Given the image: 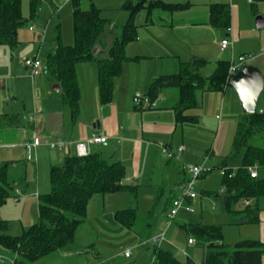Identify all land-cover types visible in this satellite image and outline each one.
<instances>
[{"label": "crops", "instance_id": "obj_1", "mask_svg": "<svg viewBox=\"0 0 264 264\" xmlns=\"http://www.w3.org/2000/svg\"><path fill=\"white\" fill-rule=\"evenodd\" d=\"M50 1L55 6L54 0ZM144 1L145 7L155 1L182 4L186 5L189 11L193 10L194 13L191 15L192 19L179 21V18L175 20V15L178 13L176 11L180 9L167 11L156 8L150 14L145 8L140 11L139 14L142 12L145 18L144 22L138 25L136 43H139L140 50L137 51L135 57L140 59L136 61L144 60L151 63L154 59L163 60V58L171 57L167 63L175 61V64L172 66H123L122 75L115 80L113 101L110 104L102 105L100 102L98 66H87V63L76 67L81 94L80 111L76 121L72 120L71 111L63 101L61 87L60 91L56 90L55 86H60V84L53 75L43 72L41 77L35 78V80L30 77V71L26 66L24 67L25 75H12L11 73L2 75L3 77L0 78V164L13 163L11 173L17 180L16 184L28 179L30 184L27 187L32 189V183H35L34 188L38 190L41 186L39 184L41 183V170L46 173V170L48 172L53 166L62 165L66 157L77 156L75 143L85 142L95 134L104 135L108 140L106 144H92L90 146L91 154H101L111 163L120 162L126 172L125 184L129 182V184L133 183V187H138L140 182L145 179L153 181L160 177V181L167 182L168 186L158 187L157 193L161 194L174 189V198L177 197L176 195L188 179L184 168L186 164L180 162L182 158L195 162L190 165H203L204 167L209 165L218 173H221L223 167L232 169V158L242 152L241 150L237 153L235 143L233 145L230 143L234 116L230 109L225 116L227 99L230 104L235 105L238 101L236 100L237 92L233 87L228 85L223 92L204 91L199 93V108L188 111L189 115L198 117L196 122L183 124L177 122L174 112V107L180 100V92L177 88L163 89L158 98L152 101L153 105L151 106L139 108L134 104L137 93L147 92L145 96H149L151 85L163 76L177 74L181 63L192 62L195 59L209 62L205 57H202L204 56L201 55L202 53H197L195 47L193 52L195 55L186 61L187 57L183 50L188 46L193 47L194 43L198 44L196 38L201 33L197 29L206 26L214 27L210 23L211 5L226 3L221 0ZM120 2H124V0H120ZM250 4H252V0H250ZM226 5L229 6L230 11L231 7L233 10L231 11L232 24V13L234 17L238 5L235 0H231V3ZM73 11H71V15ZM234 23L235 19L233 18ZM184 24L189 25L184 26ZM120 28H118L119 31ZM179 29L186 32L180 34L178 33ZM118 36L117 30L115 33L113 29L104 32L95 47L97 59L108 57L110 47ZM234 37V31L229 28L226 38H230L233 46ZM56 49L57 44L54 48L47 47V57ZM198 50L199 52L202 50L201 45L198 46ZM38 54H41V49ZM128 57L135 58L130 55ZM219 61L221 59L215 61L214 69L211 71L215 70ZM220 105V111L227 118L226 120L221 119V116L218 115L217 109ZM260 111L264 114L263 109ZM8 116H19V118H8ZM33 116L35 119H32ZM217 118L220 120L216 123ZM192 135L194 136L191 137ZM206 135H212L210 143L200 147L196 140H204ZM35 136H39L43 143L28 152L24 144L32 142ZM57 141L68 143V149L60 151L49 146L50 142ZM161 145L173 152L172 159H161L160 154L163 155ZM181 147H184V150L179 151ZM244 154L245 151L240 165L235 166H242ZM30 161L35 166L34 176L26 173L27 164L31 163ZM213 169L207 170L203 176ZM259 174L264 176V169H260ZM45 182L44 179L43 183ZM221 184L223 187V177ZM218 192L223 193V189ZM212 193L214 192L206 191L203 195L211 199ZM159 194L156 198H159ZM254 203V200L247 201V204L245 201L242 202L244 207ZM260 208V221L258 224H253L255 227V237L253 238L264 243V200L261 201ZM193 246L195 247V245ZM262 263L264 264V255Z\"/></svg>", "mask_w": 264, "mask_h": 264}, {"label": "trees", "instance_id": "obj_2", "mask_svg": "<svg viewBox=\"0 0 264 264\" xmlns=\"http://www.w3.org/2000/svg\"><path fill=\"white\" fill-rule=\"evenodd\" d=\"M74 1L75 44L63 45L59 33L56 38L57 49L48 55L43 72L56 78L61 87L63 101L71 111L72 120L76 121L81 97L76 75L77 65L85 62L97 63L100 102L102 105L110 104L113 101L115 80L122 75L124 62L140 59H130L125 54L126 45L137 39L138 26L135 18L140 11L144 8L149 14L156 8L174 11L185 5L155 1L145 7L144 0L136 4L128 1L124 9L129 11L130 19L120 28L121 34L115 38L108 57L97 59L95 47L110 22L103 18L99 8L93 6L89 10H83L79 7V1ZM263 1L252 0V5L257 6ZM40 2L41 0H30L31 17L37 16ZM25 21L22 15V0H0V45H17L18 29ZM210 23L216 28L229 29V6L211 5ZM206 65L207 62L201 59L181 63L177 74L163 76L155 81L147 97L152 102L163 89H179L180 100L174 107L177 122H196L198 117L189 115L188 111L199 108L198 92H223L229 85L230 62L219 61L209 76L201 73ZM8 118L17 119L19 116ZM263 129L264 114L258 108L255 113L244 115L235 141L237 153L245 149L243 164L236 172L226 169V175H223V193L211 194L218 212L232 214L236 225L258 224L260 221V204L264 200V176L259 174L253 178L248 168L258 165L260 169H264V148L249 144L251 138L260 134ZM12 164H0V251L10 256L12 264H33L44 256L74 243L76 231L86 218L88 202L92 197L123 190H129L132 194L137 191V186L124 183L126 172L120 162L111 163L97 153L84 157L68 156L62 165L51 168V193L39 196V224L32 226L21 236L13 237L7 233V221L1 217V208L11 198L17 183L11 173ZM224 168L226 167L222 169ZM250 200L255 203L245 206L242 210L236 209L238 202ZM115 218L127 229L135 231L138 224L137 209L118 211ZM149 227L152 228V225L147 224L139 233L141 238L145 239ZM183 228L190 236L189 239L196 241L195 247L204 250L202 262L197 263L191 257L181 261L174 252L155 246L150 264H263L264 243L260 240H244L229 246L223 242V228L220 225L196 223L185 224Z\"/></svg>", "mask_w": 264, "mask_h": 264}, {"label": "rangeland", "instance_id": "obj_3", "mask_svg": "<svg viewBox=\"0 0 264 264\" xmlns=\"http://www.w3.org/2000/svg\"><path fill=\"white\" fill-rule=\"evenodd\" d=\"M78 1L81 9L89 10L93 6L99 8L102 11L103 18H106L110 22L105 31L113 29L115 33L117 30L119 36L120 31L118 28L126 25L130 19L129 12L124 10V5L128 2L127 0H124V2H120V0ZM221 1L226 4L231 3V0ZM54 2L55 6L52 5L50 0H41L37 16L31 17L30 0H22V15L26 21L18 29L17 45H0V78L3 77V74L9 73L12 75H25L24 67L26 66V59H34L39 56L45 63L44 65H46V54L48 53L46 49L47 47L54 48L56 46L55 39L59 33L63 45L73 46L75 44L74 11L71 15V11L74 10L75 1L54 0ZM235 3L238 5V8H236L237 13H235L234 17L232 13V24L230 27L235 33L234 46L226 51L220 49V42L226 38L228 29H217L209 26L201 27L197 29L201 33L196 38L198 44L194 43L193 47L188 46V48L183 50L184 55L187 57L185 60L187 61L195 55L193 52L197 48V53H202L201 55H204L202 57H205L209 61L207 66L201 70V73L204 76H209L213 72L211 69H214L213 64L215 61L221 59L232 62L233 58L238 60L241 55H250L253 57L250 65L257 67L264 79V26L258 28L256 25V18L258 16L264 19V1L257 4V6L250 4V0H235ZM185 8L186 5L176 11L178 13L175 15V20H178V18L179 21L192 19L191 15L194 11H189V9ZM231 11H233L232 7ZM144 16L142 12L137 15L135 18L137 26L144 22ZM233 18L235 19L234 24ZM206 19H208V16H206ZM186 25L189 24H184V26ZM181 32L186 31L179 29L178 33L181 34ZM200 45L202 46V50L199 52L198 46ZM40 49L41 54H38ZM139 50V43H136V40L131 41L125 47V54L127 57L129 55L135 57ZM170 58H163L164 61L162 59H154L151 63H147L144 60H126L123 66H172V64H175V61L167 63ZM85 63H87V66H98L96 62ZM77 66H80V64ZM209 70L211 72H208ZM40 77L41 74L36 79ZM139 93L144 97L147 94V92ZM199 93L201 94V92ZM236 96V100H238L236 101V105L230 104L228 99L225 103V116L228 113V109L234 115L232 134L230 136V143L232 145L236 141L235 138L238 136L240 124L243 122L245 115L238 94ZM134 104L136 105L135 101ZM258 109L264 110V89L258 100ZM220 110L221 105L217 109L218 115L221 116V119L224 118L226 120L227 118ZM229 119L231 120L232 118L230 117ZM219 120L217 118L216 123ZM212 135H206L204 140L197 139L198 145L200 147L208 145ZM196 137L199 138L197 135ZM249 144L264 148V129L260 134L253 136ZM181 148L184 150V147ZM244 151L242 149L239 155L232 158L231 167L233 172H236L240 168V166L235 165H240ZM181 155L185 156L184 154ZM160 156L161 159L167 160L164 154H160ZM180 162L186 165L195 163L186 158H182ZM32 163L27 164L26 173L34 176L33 169L35 166ZM177 167L180 168L179 165ZM205 169L210 170L213 168L208 165ZM220 175V172L218 173L217 170L213 169L201 177L195 188L199 198L191 202L194 211L189 212L183 208L173 221H169V211L166 207L170 208L172 206L175 199V190L171 189V191L165 193H157L160 187L168 186L167 182L160 181V177L155 178L153 181L145 179L140 182L135 194H132L129 190H123L106 195H96L88 202L87 215L84 222L79 225L76 231L75 242L67 245L62 250L44 256L33 264H150L152 260L151 253L155 246L174 252L181 261H186L188 257H191L195 262L201 263L204 258V250L188 243L190 236L183 228L185 224L203 223L206 225H220L223 228V242L229 246H234L245 239L254 240L255 227L253 224L236 225L232 214H221L216 209L213 200L210 197H204L203 193L206 191H222L221 182L223 175ZM44 179L46 180L45 183H43ZM29 184L28 179L25 182L16 184L11 198L1 208V217L8 224L7 233L13 237H19L32 226L39 224V196L50 194L52 191L51 170L48 172L46 170V173L41 170V183H39L41 186L38 190L34 188L35 183H32V189L28 188ZM127 185L133 186V183L129 184L127 182ZM17 190H19L18 193ZM157 194H159V198H156ZM242 202L237 203V210L244 208ZM153 203L155 204L153 205ZM127 209H137L138 224L135 231L127 229L115 218L118 211ZM147 224H151L152 228L149 227L145 239H143L139 233L147 227ZM245 230L247 232H244ZM165 231H167L165 241L159 245H154L152 239ZM128 250L131 252V256L126 258L124 257V253ZM12 263L13 261L10 256L0 251V264Z\"/></svg>", "mask_w": 264, "mask_h": 264}, {"label": "built area", "instance_id": "obj_4", "mask_svg": "<svg viewBox=\"0 0 264 264\" xmlns=\"http://www.w3.org/2000/svg\"><path fill=\"white\" fill-rule=\"evenodd\" d=\"M221 50H227L230 47H233V42L225 38L220 42ZM252 56L250 55H241L238 60L232 59V62H230L229 66V74H235L245 68L246 66H249L251 64ZM25 65L28 68L30 73V77L32 79H35L39 74L43 73L44 70V63L39 58L34 59H26ZM136 105L138 107H144V106H151L153 105L150 99L147 96H142L140 93H137L135 96ZM32 119H35V116L32 117ZM108 138L101 134H95L90 139L86 140L85 142H77L75 143V149L77 152V156L84 157L91 154L90 152V146L92 144H106ZM42 139L39 136H35L32 142H26L24 144L25 149L29 152L33 148H36L40 145H42ZM49 146L52 149L55 150H65L68 149L69 145L68 143H65L63 141H57V142H50ZM162 153L165 155L167 159H172L174 157L173 152L169 150L164 145H161ZM183 148H180L179 151H182ZM186 173L188 174L187 181L183 184V186L180 189V192L178 196L173 200L172 206L168 209V219L169 221H173L176 219L178 213L181 209L185 208L189 212H193L194 209L192 207L191 202L194 200H197L199 198L198 194L195 191L196 185L199 181V179L203 176V174L207 171L203 165H185L184 166ZM259 166L254 165L248 168V171L251 175V177L256 178L259 175ZM222 175H226V169L221 170ZM233 175H230L232 177ZM18 193V190H17ZM245 204H247V201H245ZM167 236V231L162 232L160 235L154 237L152 239L154 245H159L163 241H165ZM188 243L190 245H195L196 241L194 239H189ZM131 256V252L128 250L124 253V257L129 258Z\"/></svg>", "mask_w": 264, "mask_h": 264}, {"label": "water", "instance_id": "obj_5", "mask_svg": "<svg viewBox=\"0 0 264 264\" xmlns=\"http://www.w3.org/2000/svg\"><path fill=\"white\" fill-rule=\"evenodd\" d=\"M256 25L258 28H262L264 26V19L258 16L256 18ZM228 84L237 92L243 113H255L258 108L260 94L264 89V79L261 71L257 67L246 66L239 72L230 75ZM55 88L57 91H60L59 85H56Z\"/></svg>", "mask_w": 264, "mask_h": 264}]
</instances>
